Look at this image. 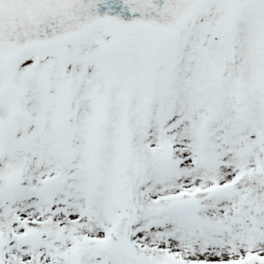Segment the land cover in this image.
Listing matches in <instances>:
<instances>
[{"label": "snow or ice", "instance_id": "1", "mask_svg": "<svg viewBox=\"0 0 264 264\" xmlns=\"http://www.w3.org/2000/svg\"><path fill=\"white\" fill-rule=\"evenodd\" d=\"M0 264H264V0H0Z\"/></svg>", "mask_w": 264, "mask_h": 264}]
</instances>
